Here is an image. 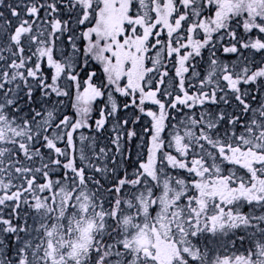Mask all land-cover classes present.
Wrapping results in <instances>:
<instances>
[{
	"label": "snow or ice",
	"instance_id": "obj_1",
	"mask_svg": "<svg viewBox=\"0 0 264 264\" xmlns=\"http://www.w3.org/2000/svg\"><path fill=\"white\" fill-rule=\"evenodd\" d=\"M0 264H264V0H0Z\"/></svg>",
	"mask_w": 264,
	"mask_h": 264
}]
</instances>
